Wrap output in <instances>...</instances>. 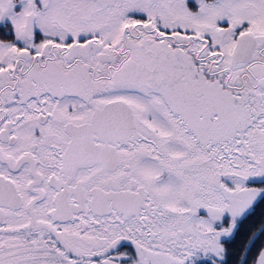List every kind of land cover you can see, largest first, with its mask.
<instances>
[{"label":"snow or ice","instance_id":"obj_1","mask_svg":"<svg viewBox=\"0 0 264 264\" xmlns=\"http://www.w3.org/2000/svg\"><path fill=\"white\" fill-rule=\"evenodd\" d=\"M0 264H264V0H0Z\"/></svg>","mask_w":264,"mask_h":264}]
</instances>
